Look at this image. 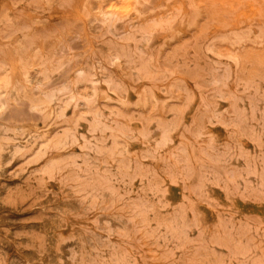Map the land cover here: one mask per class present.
<instances>
[{
	"label": "rangeland",
	"instance_id": "rangeland-1",
	"mask_svg": "<svg viewBox=\"0 0 264 264\" xmlns=\"http://www.w3.org/2000/svg\"><path fill=\"white\" fill-rule=\"evenodd\" d=\"M0 264H264V0H0Z\"/></svg>",
	"mask_w": 264,
	"mask_h": 264
},
{
	"label": "bare ground",
	"instance_id": "bare-ground-1",
	"mask_svg": "<svg viewBox=\"0 0 264 264\" xmlns=\"http://www.w3.org/2000/svg\"><path fill=\"white\" fill-rule=\"evenodd\" d=\"M115 6V5H114ZM124 6V5H123Z\"/></svg>",
	"mask_w": 264,
	"mask_h": 264
}]
</instances>
